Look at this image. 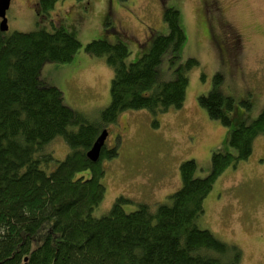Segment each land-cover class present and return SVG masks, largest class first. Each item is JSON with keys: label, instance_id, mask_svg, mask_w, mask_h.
I'll return each instance as SVG.
<instances>
[{"label": "trees", "instance_id": "obj_1", "mask_svg": "<svg viewBox=\"0 0 264 264\" xmlns=\"http://www.w3.org/2000/svg\"><path fill=\"white\" fill-rule=\"evenodd\" d=\"M58 2L39 0L37 15L49 14ZM163 11L166 32L150 30L136 62H127L130 49L121 40L85 45L91 56L105 57L114 72L111 102L98 122L68 105L63 91L42 77L45 64L73 60L82 46L77 36L54 20L51 29H0V264H241L240 248L198 220L219 176L248 160L255 140L264 135V109L230 132L235 154L214 152L208 176L197 175L193 159L181 163L182 186L155 210L142 203L128 212L123 206L131 199L120 196L107 214L93 215L105 198L104 162L119 155L117 146L106 145L97 162L88 158L101 131L126 111L146 109L158 116L182 109L189 72L201 65L194 57L178 65L187 41L181 10ZM168 72L173 76L164 79ZM223 81L215 74L199 104L211 119L231 126L234 100L224 93ZM153 124L159 127L158 120ZM57 139L70 147L64 160L48 150Z\"/></svg>", "mask_w": 264, "mask_h": 264}, {"label": "rangeland", "instance_id": "obj_2", "mask_svg": "<svg viewBox=\"0 0 264 264\" xmlns=\"http://www.w3.org/2000/svg\"><path fill=\"white\" fill-rule=\"evenodd\" d=\"M210 1L60 0L49 14L38 16L39 0H12L7 11L10 32H29L40 26L51 29L54 20L80 40L82 46L71 62L45 64L42 77L63 91L68 105L93 122L101 121L111 102L114 72L105 57L91 56L85 45L95 39L121 40L130 49L127 62H136L150 30L166 32L163 10L169 6L181 10L187 41L178 65L192 57L201 64L189 72L186 101L182 109L158 116L146 109L126 111L107 127L106 147L117 146L119 155L104 162L106 193L94 216L107 214L120 196L131 199L123 206L128 212L142 203L155 210L182 186L181 163L193 159L198 164L197 175L208 176L214 152L235 154L230 132L242 122L257 119L264 109V0H216L220 12L209 9ZM217 73L224 76V93L234 100V108L228 111L231 126L211 119L199 104L200 95L212 89ZM172 76L168 72L164 79ZM253 147L248 160L219 176L198 220L221 241L240 248L241 264H264V135ZM48 150L55 159L64 160L70 147L57 139Z\"/></svg>", "mask_w": 264, "mask_h": 264}, {"label": "water", "instance_id": "obj_3", "mask_svg": "<svg viewBox=\"0 0 264 264\" xmlns=\"http://www.w3.org/2000/svg\"><path fill=\"white\" fill-rule=\"evenodd\" d=\"M12 0H0V29L3 32H8V18L7 11L10 8ZM110 132L107 128L103 129L99 137L95 140L93 146L88 150V158L93 162H97L100 159L101 151L106 146L107 139L109 138Z\"/></svg>", "mask_w": 264, "mask_h": 264}, {"label": "flooded vegetation", "instance_id": "obj_4", "mask_svg": "<svg viewBox=\"0 0 264 264\" xmlns=\"http://www.w3.org/2000/svg\"><path fill=\"white\" fill-rule=\"evenodd\" d=\"M209 6V9L213 8V9H216L218 12L221 11V8H219L218 6V3L216 2V0H211L210 3L208 4ZM206 24V30L207 32H209L210 36L212 35V30H210L207 26V23ZM240 43V40L238 39V44ZM108 140V139H107Z\"/></svg>", "mask_w": 264, "mask_h": 264}]
</instances>
